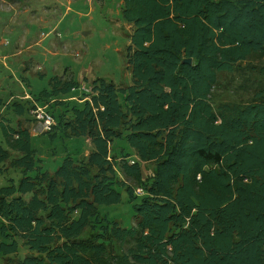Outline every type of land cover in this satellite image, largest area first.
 Instances as JSON below:
<instances>
[{"label":"trees","instance_id":"1","mask_svg":"<svg viewBox=\"0 0 264 264\" xmlns=\"http://www.w3.org/2000/svg\"><path fill=\"white\" fill-rule=\"evenodd\" d=\"M121 16L132 26L130 85L97 78L73 99L79 84L51 77L37 96L0 100V165L15 152L21 173L0 188V264H264V89L245 105L209 101L219 73L264 53V0H122ZM33 103L55 119L44 134L90 142L85 160L72 141L55 172L42 170L17 121ZM114 141L137 162L124 146L112 162ZM144 163L154 165L146 177ZM122 190L130 228L99 208ZM20 242L29 254L12 261Z\"/></svg>","mask_w":264,"mask_h":264},{"label":"rangeland","instance_id":"2","mask_svg":"<svg viewBox=\"0 0 264 264\" xmlns=\"http://www.w3.org/2000/svg\"><path fill=\"white\" fill-rule=\"evenodd\" d=\"M103 4H99V0L91 5L87 0H77L71 6L72 12L64 18L60 26L51 33L50 30L61 16L58 14L46 15L44 7H51L53 0H40L34 4H30L33 10L32 14L35 18H49V22L32 23L29 21V15H25L21 25L14 24L11 30L2 31L0 25V100L6 104L10 96H14V100L18 98L29 97L30 95H38L40 91L48 88L49 79L55 76L53 68L58 64L63 65L59 69L69 67L73 75H77L82 69L92 68L96 70L97 75H108L113 82L122 87L131 84L130 73L125 68V48L128 45L127 33L120 28L121 14L119 16L118 0H102ZM76 5V6H75ZM66 6L60 8V13L65 12ZM56 19L52 23V19ZM5 19V17H4ZM73 20L74 24H70ZM28 35L24 33L25 29ZM78 32V34H75ZM46 35V36H45ZM45 36V37H44ZM43 38L42 45L33 47L31 52H27L17 56H12L17 47H23L22 40H38ZM4 42L8 45L3 46ZM26 40V44L29 43ZM76 45L75 52L78 56H66L62 50L64 44ZM26 45V46H27ZM25 46V47H26ZM23 47L22 49H24ZM48 51L57 52V56L49 55ZM69 51H71L69 49ZM6 55L7 58L3 59ZM264 53L254 54L234 66L232 72H222L217 75V83L213 87L209 96V101L215 111L221 104H239L245 105L259 101L257 97L259 91L264 89ZM66 73V70H63ZM62 71V72H63ZM42 72V73H41ZM59 72L58 75H62ZM41 73V74H39ZM100 73V74H99ZM26 75V76H24ZM27 78V82L23 80ZM77 77V76H76ZM23 83V84H22ZM89 84V83H88ZM120 87V88H122ZM26 92V93H23ZM79 93H73L77 97ZM15 96H18L17 98ZM76 105L79 107L76 103ZM57 111V110H56ZM55 113V111H53ZM4 112L0 116H6ZM58 114L55 113V116ZM28 121H19L23 127H26L30 134V144L36 151V157L41 160L43 171L53 173L61 164L65 154L71 153L69 150L71 142L75 141L76 147L80 148L81 155L76 154L78 160H85L91 146L85 140L64 139L63 134L58 132L55 137L51 138L48 134L38 132L35 122L31 119ZM1 120V119H0ZM15 126V121H13ZM10 125V121L7 122ZM35 128V129H34ZM34 131H36L34 133ZM1 142V135H0ZM1 144V143H0ZM3 148L7 149L3 144ZM124 146L129 157L136 160L134 153H131L125 142L114 141L110 147L109 157L111 161L122 164L123 158L120 148ZM74 148V144L71 146ZM73 151H76L73 150ZM74 153V152H72ZM9 159L0 165V188L9 184V180H13L14 185L18 184L21 173L10 167V161L19 156V154L8 151ZM121 160V161H119ZM117 168V167H116ZM144 177L149 176L153 171L152 163H144L141 165ZM118 170V169H117ZM118 178L126 182L128 186H133V182L124 178L118 171ZM33 175V173H30ZM121 200L118 205L109 207H99L102 214H108L109 221H115L119 226L130 228L134 226L133 206L128 200L125 191H120ZM24 199H28L24 197ZM131 244L123 245L122 251L125 252ZM29 252L22 246L16 256H10L12 261H16L28 255Z\"/></svg>","mask_w":264,"mask_h":264},{"label":"crops","instance_id":"3","mask_svg":"<svg viewBox=\"0 0 264 264\" xmlns=\"http://www.w3.org/2000/svg\"><path fill=\"white\" fill-rule=\"evenodd\" d=\"M37 1H40V0H0V25H2V31L11 30L12 26L14 24H19V25L23 24L25 22V20L23 22L25 15H29V14H30L29 21L32 23H42V22L50 23L48 20L49 18H47V17L45 19L44 18H35L34 15L32 14L33 10L31 9L30 4H34ZM76 1L77 0H53L54 4L51 7H44L45 9H47L46 10L47 16H50L53 13L54 14L56 13V14L61 16L60 20H58L57 23L54 26H52V29L50 30L49 33H51L52 31L54 32L56 30L57 26H60L61 23L64 21L63 19L67 18L71 14V12H72L71 6L74 5L76 3ZM87 2L92 5L95 2V0H87ZM99 4H103V1L99 0ZM64 6H66L65 12L63 14H61L60 8H63ZM118 8H119V16H120L121 8H122V0H118ZM4 17H5V19H4ZM55 20L56 19L53 18L51 20L52 23H54ZM117 22H120V28L127 33L126 37L128 38V45H129V37H130L131 32H132V26L127 24L122 19V16H121V19H119ZM70 24H74L73 20H70ZM23 30H24V33H26L28 35V31L26 30V28ZM75 34H78V32H75ZM44 37L39 38L38 40H30L29 42H28V39H26L27 42L29 43L28 45L26 44L25 39L22 40L21 44L23 45V47H25L26 45L27 46L24 49H22L23 47L21 48V47L16 46L17 49H16L15 53L12 54V56L14 57L17 55H21L22 53H24L25 49L27 52H31L33 47H39L40 44L42 45V41H43ZM3 44H4L3 46L8 45L7 42H4ZM75 47H76V45H73V44L68 45L65 43L63 45L62 50L65 52L64 54H67L66 56H72L74 53L75 57H77L78 53L75 52ZM69 49L71 51H69ZM48 54L53 55V56H57V52H55V51H53V52L48 51ZM124 57H125V53H124ZM6 58H7V56L4 55L3 59H6ZM60 67H63V65L58 64L57 66H55L53 68V72L55 74V76H53V77H57L61 80L72 79L74 82H77L79 85H81L83 83H86V84L89 83L90 84L93 80L100 78V79H104L106 82H110V83L114 84L117 87H122V85H120V86L116 85L113 82L112 78L108 75H97L96 70H94L92 68L82 69V70H80V72L77 75H73L71 71L67 72L69 67L59 69ZM125 68H126V64H125ZM63 70H66V73ZM59 72H62V75H58ZM41 73H39V74H41ZM24 76H26V75H24ZM23 80L25 82H27L26 77H23ZM23 93H26V92H23ZM77 96H79V94ZM15 97H18V96H15ZM75 98H78V97H75ZM85 141L88 142L90 145V142L88 140H85ZM131 153H134V152L131 151Z\"/></svg>","mask_w":264,"mask_h":264},{"label":"built area","instance_id":"4","mask_svg":"<svg viewBox=\"0 0 264 264\" xmlns=\"http://www.w3.org/2000/svg\"><path fill=\"white\" fill-rule=\"evenodd\" d=\"M78 92H85L89 93L91 92V86L90 84L83 83L79 85L77 88ZM30 99L29 97H26V99ZM73 99H76L75 97ZM49 104H38V103H33V107L30 109V116L34 120L36 127L38 129V132L40 133H46L52 130V128L55 126V119L51 115L49 108ZM35 129V128H34ZM36 131H34L35 133ZM136 159V158H135ZM127 163L130 165H133L134 163L137 162L136 160H133L131 157H128L126 159ZM134 193L136 195H142L143 190L141 188H135Z\"/></svg>","mask_w":264,"mask_h":264},{"label":"water","instance_id":"5","mask_svg":"<svg viewBox=\"0 0 264 264\" xmlns=\"http://www.w3.org/2000/svg\"><path fill=\"white\" fill-rule=\"evenodd\" d=\"M184 63L187 64V65H190L192 63V60L191 59H186V60H184Z\"/></svg>","mask_w":264,"mask_h":264}]
</instances>
